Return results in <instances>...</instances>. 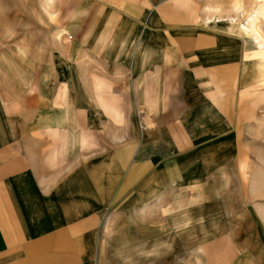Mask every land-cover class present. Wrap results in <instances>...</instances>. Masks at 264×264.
<instances>
[{"label":"crops","instance_id":"0c3cea01","mask_svg":"<svg viewBox=\"0 0 264 264\" xmlns=\"http://www.w3.org/2000/svg\"><path fill=\"white\" fill-rule=\"evenodd\" d=\"M95 1L37 71H0V264H162L181 234L202 264H264L242 41L169 25L162 0Z\"/></svg>","mask_w":264,"mask_h":264},{"label":"rangeland","instance_id":"374dc122","mask_svg":"<svg viewBox=\"0 0 264 264\" xmlns=\"http://www.w3.org/2000/svg\"><path fill=\"white\" fill-rule=\"evenodd\" d=\"M99 1L102 5L119 4L118 0ZM95 3V0H0V71L18 77L26 71H37L41 61L55 54L62 43L73 40V30L80 23L90 22L96 16L80 13L87 12ZM162 3L165 18L175 28H192L222 36L226 41L241 40L242 74L247 79L253 73L248 80L264 86V44L257 42L255 33L248 28L251 18L260 11L257 22L264 35V0H162ZM126 27L131 36L135 30L127 23ZM256 134L264 135V106ZM245 218L242 216L243 226L247 222ZM250 240L255 243V239ZM177 242L172 253L162 255V264H202L196 250L185 254L188 240L183 234Z\"/></svg>","mask_w":264,"mask_h":264},{"label":"bare ground","instance_id":"6f19581e","mask_svg":"<svg viewBox=\"0 0 264 264\" xmlns=\"http://www.w3.org/2000/svg\"><path fill=\"white\" fill-rule=\"evenodd\" d=\"M258 14H260L261 12L258 11L257 12ZM258 14L254 17L251 18V22H250V27H248L249 29H251L255 35H256V39H257V42H259L261 45L264 44V35L261 33V29L258 25Z\"/></svg>","mask_w":264,"mask_h":264}]
</instances>
